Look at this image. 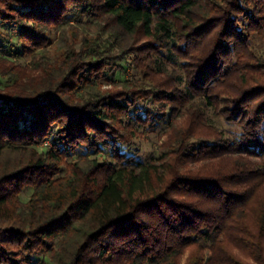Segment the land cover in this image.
Returning a JSON list of instances; mask_svg holds the SVG:
<instances>
[{
  "label": "trees",
  "instance_id": "1",
  "mask_svg": "<svg viewBox=\"0 0 264 264\" xmlns=\"http://www.w3.org/2000/svg\"><path fill=\"white\" fill-rule=\"evenodd\" d=\"M0 264H264V0H0Z\"/></svg>",
  "mask_w": 264,
  "mask_h": 264
},
{
  "label": "rangeland",
  "instance_id": "2",
  "mask_svg": "<svg viewBox=\"0 0 264 264\" xmlns=\"http://www.w3.org/2000/svg\"><path fill=\"white\" fill-rule=\"evenodd\" d=\"M22 63L25 64L26 60H22ZM128 73H126L124 76L131 79V76L135 74L133 70H128ZM223 107H228L230 104L227 100H224L222 102ZM210 116L215 119V122L217 125L224 127L225 129H232L230 126L226 124L224 119L218 117L217 119L214 117V114L210 112ZM166 136H164L163 131L161 129H158L154 132L151 130H148V140H138L137 141V147L136 150H139L138 155L139 158L147 159L150 155L154 154L161 143L166 141ZM30 194L26 193L22 196V200L26 202L29 198ZM4 238H8L6 235L3 236ZM189 252L186 253L185 257L183 258V262H185L189 257Z\"/></svg>",
  "mask_w": 264,
  "mask_h": 264
}]
</instances>
